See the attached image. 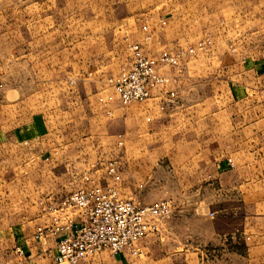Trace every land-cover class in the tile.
Wrapping results in <instances>:
<instances>
[{
    "label": "rangeland",
    "instance_id": "rangeland-1",
    "mask_svg": "<svg viewBox=\"0 0 264 264\" xmlns=\"http://www.w3.org/2000/svg\"><path fill=\"white\" fill-rule=\"evenodd\" d=\"M174 1L0 0L2 124L15 121V125L21 126L34 116L48 115L57 109L58 103L63 107L72 102V97L92 104L93 108L90 113L94 119V139L81 145L78 157L64 168L65 174H44V196L34 199L36 217L41 214L42 198L56 199L79 189L105 186L109 182L105 173L109 161L119 168L121 179L117 187L122 197L140 206L162 200L172 203L171 217L143 240L140 257L129 261L104 252L79 264H264L263 259H256L248 251L251 241L247 226L255 216L248 206L234 201L231 192L217 197L213 190H201L199 176L191 179L180 174L186 161L175 157H181L185 151L184 143L176 147L168 139L162 142L156 135L149 136L153 117L158 119L166 113L168 104L175 99L161 98L163 107L154 109L150 100L134 105L138 108L135 109L133 105L122 108L115 99H109L113 91L107 80L129 65L128 45L142 43L144 25L153 34L147 46L152 56L161 47L196 45L206 36L210 39L206 51L197 52L192 58L214 55L213 40L219 19L217 0L208 1L210 16L206 27H201L197 19L190 26L183 15H174ZM233 30L228 31L226 44L222 45L225 58L247 57L251 51L264 49L257 46L250 51V43L244 40L247 32ZM214 65L216 71L217 64ZM180 67L168 73L178 70L174 74L180 77ZM226 91L222 100L227 106L233 100ZM255 101L254 112L259 119L264 117V95H258ZM104 103L111 115L105 113ZM127 112L129 116L136 112L145 115V143L136 142L141 131H137L133 118L129 120L132 143H125L127 137H118L122 136V125L127 124L121 122ZM259 132H264V126H260ZM143 145L145 149L141 148ZM89 146L90 149L85 148ZM258 150H264L263 140ZM224 160L232 169V156L227 154ZM226 181H233L232 174ZM258 196L263 204L254 210L261 217L264 192L258 191ZM215 232L221 233L219 239L212 236Z\"/></svg>",
    "mask_w": 264,
    "mask_h": 264
},
{
    "label": "crops",
    "instance_id": "crops-1",
    "mask_svg": "<svg viewBox=\"0 0 264 264\" xmlns=\"http://www.w3.org/2000/svg\"><path fill=\"white\" fill-rule=\"evenodd\" d=\"M208 1L175 0L171 11L176 16L183 15L190 26L193 19H197L201 27H206ZM217 3L219 19L213 40L214 55L190 58L182 64L176 99L168 104L166 113L158 119L153 117L149 136L156 135L162 142L168 139L176 147L184 143L185 151L181 157H175L186 161L180 174L191 179L199 176L201 190H213L217 197L231 192L234 201L248 206L255 215L247 226L251 241L248 251L256 259L264 260V212L257 217L254 210L258 204H263L258 191L264 192V150H258V144L264 142V132H259L260 126H264V117L258 119L254 112L255 99L264 95V49L251 51L257 46L264 47V0H217ZM230 30L247 32L244 40L250 43L249 56L224 57L222 45L226 44ZM214 64H217L216 71ZM210 73L211 77L204 79ZM225 90L233 100L227 106L222 100ZM161 98L159 92L152 93L153 109L163 107ZM71 101L63 107L58 103L57 109L48 115L34 116L21 126L15 125V121L9 124L0 121V264L16 263L15 247H21L25 255L32 256L31 260L23 259L21 264H55L51 258L55 252L54 242L48 239L44 244L33 239L36 227L46 221L42 212L37 217L34 214V199L44 196V174H65L64 168L78 157L81 145L94 139L92 104L76 97ZM147 105H143L144 110ZM125 116L121 117V122L127 124L122 125V136L118 137H127L125 143H132L129 120L133 118L137 131H141L136 142L145 143V115L136 112L129 116L127 112ZM227 154L233 158L232 169L224 160ZM229 174L233 181L225 182ZM213 235L219 239L221 233ZM114 258L124 259L125 256Z\"/></svg>",
    "mask_w": 264,
    "mask_h": 264
},
{
    "label": "built area",
    "instance_id": "built-area-1",
    "mask_svg": "<svg viewBox=\"0 0 264 264\" xmlns=\"http://www.w3.org/2000/svg\"><path fill=\"white\" fill-rule=\"evenodd\" d=\"M142 32V43L128 45L129 65L107 80L113 91L109 99H115L122 108L149 101L154 91L164 100L176 99L180 77L168 72L178 69L197 52L206 51L210 44L206 36L194 46L161 47L152 56L147 46L153 34L148 25L142 27ZM103 107L111 115L105 103ZM227 162L232 166L231 160ZM105 173L109 179L105 186L83 188L57 201L40 202L46 221L36 227L33 239L44 244L48 239L54 242L51 258L55 264H79L104 252L112 258L118 255L138 258L142 255L143 240L171 217L169 200L140 206L122 197L117 187L120 171L115 162L107 163ZM13 253L15 264L32 258L21 247H15Z\"/></svg>",
    "mask_w": 264,
    "mask_h": 264
}]
</instances>
